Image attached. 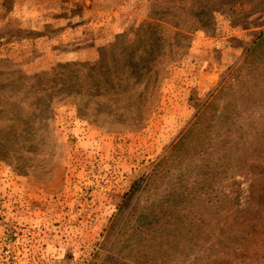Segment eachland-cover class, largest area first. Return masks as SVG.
I'll use <instances>...</instances> for the list:
<instances>
[{
	"label": "rangeland",
	"instance_id": "rangeland-1",
	"mask_svg": "<svg viewBox=\"0 0 264 264\" xmlns=\"http://www.w3.org/2000/svg\"><path fill=\"white\" fill-rule=\"evenodd\" d=\"M153 3L0 0V264H238V211H264V65L247 55L264 12L189 34L140 130L81 118L64 90Z\"/></svg>",
	"mask_w": 264,
	"mask_h": 264
},
{
	"label": "trees",
	"instance_id": "trees-1",
	"mask_svg": "<svg viewBox=\"0 0 264 264\" xmlns=\"http://www.w3.org/2000/svg\"><path fill=\"white\" fill-rule=\"evenodd\" d=\"M237 5L246 14L264 12V0H154L153 16L140 23L135 36L125 37L126 48H113L115 54L109 64L104 65L103 60L85 61L65 69L66 96L82 113L81 118L98 126H103L104 120L120 131L144 128L160 101L167 67L182 53L188 35L211 26L220 9ZM247 55L256 66L264 65V29L257 33ZM263 213L238 211L239 239L243 242H238V264L244 259L264 264V224L259 219L254 221ZM145 222L150 228V221ZM115 261L92 260L88 264H117Z\"/></svg>",
	"mask_w": 264,
	"mask_h": 264
}]
</instances>
